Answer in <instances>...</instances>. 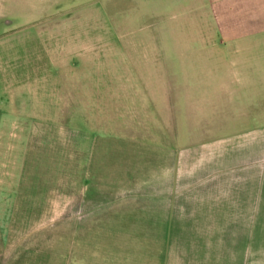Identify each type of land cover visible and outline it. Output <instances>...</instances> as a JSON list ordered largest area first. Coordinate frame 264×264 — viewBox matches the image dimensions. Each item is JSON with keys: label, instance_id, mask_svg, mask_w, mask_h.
I'll list each match as a JSON object with an SVG mask.
<instances>
[{"label": "crops", "instance_id": "crops-1", "mask_svg": "<svg viewBox=\"0 0 264 264\" xmlns=\"http://www.w3.org/2000/svg\"><path fill=\"white\" fill-rule=\"evenodd\" d=\"M236 7L220 77L166 69L179 47H127L142 74L96 56L86 76L78 50L53 62L75 77L0 98V264H264V0ZM55 131L61 173L39 194L22 150Z\"/></svg>", "mask_w": 264, "mask_h": 264}, {"label": "rangeland", "instance_id": "rangeland-1", "mask_svg": "<svg viewBox=\"0 0 264 264\" xmlns=\"http://www.w3.org/2000/svg\"><path fill=\"white\" fill-rule=\"evenodd\" d=\"M237 1L0 0V98L15 92L28 97L39 78L75 77L77 68L59 70L53 62L67 61L69 52L78 50L86 55V76L98 74L89 67L96 66V56L116 55L112 61L116 72L125 75V56L134 54V68L142 74V52H126L127 47H179L170 53L175 58L166 69L179 76L220 77L223 64L237 60L236 50L243 48L235 47L222 29L223 18L237 13ZM106 47L116 52L106 53ZM96 62L102 63L101 74H110L107 57ZM25 102L31 109L28 98ZM49 134L47 139L39 133L32 143L36 149L32 147L29 154L22 150V156L37 161L39 194L61 173V145L67 133ZM46 198L39 195V203L47 202ZM53 200L60 204L61 196ZM48 226L52 223L44 227Z\"/></svg>", "mask_w": 264, "mask_h": 264}]
</instances>
